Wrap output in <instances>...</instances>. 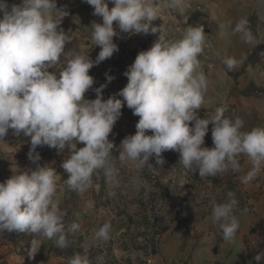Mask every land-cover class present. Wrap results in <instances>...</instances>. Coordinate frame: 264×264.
<instances>
[{
	"label": "clouds",
	"instance_id": "9594fccd",
	"mask_svg": "<svg viewBox=\"0 0 264 264\" xmlns=\"http://www.w3.org/2000/svg\"><path fill=\"white\" fill-rule=\"evenodd\" d=\"M84 2L102 18V23L91 24L92 41L100 51L95 60L73 53L57 72L49 69L60 63L65 44L73 38L59 28L68 12L58 8L56 0H20L11 7L7 0H0V140L9 129L16 136L29 137L28 158L33 163L40 159L37 146L47 145L58 151L67 147L70 154L61 165L68 173L65 184L81 195L92 186L98 170L115 183L116 160L140 170L146 165L153 167L149 163L152 157L156 164L163 165L161 154L169 150L179 153L180 166L198 170L201 177L229 169L240 172V155L251 164L242 183L248 184L264 170V126L243 130L244 121L226 117L225 107H217L208 118L198 115L207 91V78L199 70L205 45L202 26H190L181 38L168 39L162 25L151 24L159 17L156 0H111V8L109 0ZM180 3L166 0L170 9ZM116 27L121 32L160 34L125 71L128 82L117 95L103 99L107 84H102L94 89L95 99H85L84 94L94 84L89 70L118 51L113 42ZM233 31L244 42H254L247 18L239 19ZM223 63L232 70L239 62L227 57ZM106 77L108 82L113 79L107 73ZM125 103L139 120L135 134L122 140L119 155L113 157L114 143L109 134ZM190 122L194 124L190 126ZM210 123L211 148L202 146ZM79 143L84 146L77 148ZM58 180L55 168L37 163L34 169L17 168L0 182V234L17 232L39 237L30 242L29 258L35 256L45 239L54 240L57 247H67L68 234L80 229L76 222L66 223L67 212L57 196ZM236 205L234 194L228 192L227 200L212 208V220L229 243L234 242L239 228L233 214ZM92 206L88 202L87 207ZM111 231V221L105 220L94 237L107 241ZM254 259L262 264L264 253ZM69 264H90V260L86 254L76 253Z\"/></svg>",
	"mask_w": 264,
	"mask_h": 264
},
{
	"label": "rangeland",
	"instance_id": "374dc122",
	"mask_svg": "<svg viewBox=\"0 0 264 264\" xmlns=\"http://www.w3.org/2000/svg\"><path fill=\"white\" fill-rule=\"evenodd\" d=\"M9 7L20 0H7ZM57 7L68 12L59 28L71 35L65 44L60 63L49 71H59L73 53L95 60L100 46L92 41L93 22L102 18L93 14V7L84 0H56ZM109 8L113 5L109 0ZM159 17L151 22L163 26L168 39L181 38L188 27L202 26L205 33L204 52L199 56L200 69L207 78L205 103L198 110L203 118L215 114L217 107H225L228 118L244 121L243 130L264 126V0H181L174 8L166 0H156ZM247 18L255 37L253 43L244 42L234 33L236 22ZM115 27V22H114ZM113 42L118 51L94 65L89 74L94 84L85 99H95V88L107 84L103 99L117 95L126 86L124 75L139 52L149 49L159 37L156 33L121 32ZM227 57L235 58L237 67L229 70L223 63ZM111 75V82L107 81ZM123 99L122 97H118ZM115 123L109 139L114 143L113 157L119 155L122 140L135 134L139 117L126 106ZM194 122H190L192 126ZM205 135L204 147H213L212 124ZM151 134V132H149ZM77 144V148L83 147ZM30 138L16 136L9 129L0 140V182L9 178L17 168L34 169L37 163L55 168L59 180L57 196L66 210V223L76 222L80 229L69 233V244L57 247L54 240H43L39 251L29 258L27 249L33 235L12 232L0 234V264H69L76 254H86L90 264H257L254 257L264 253V170L248 184L243 176L251 168L248 158L237 159L241 171L230 169L215 176H199V172L179 165V153L165 151L161 154L163 165L150 158L147 165L137 170L130 163L116 160V182L107 181L103 170L93 176L92 186L82 195L67 187L68 173L62 162L69 149L62 151L47 145L37 146L38 162L28 158ZM232 192L237 200L233 214L239 228L232 243L225 242L218 223L212 220V208L227 200ZM92 202V207H87ZM110 220V239L99 240L95 231ZM80 249L81 252H77ZM94 254V257H93ZM264 264V262H262Z\"/></svg>",
	"mask_w": 264,
	"mask_h": 264
},
{
	"label": "trees",
	"instance_id": "16d2710c",
	"mask_svg": "<svg viewBox=\"0 0 264 264\" xmlns=\"http://www.w3.org/2000/svg\"><path fill=\"white\" fill-rule=\"evenodd\" d=\"M260 230L261 231H264V219L261 221ZM77 252H81V250L80 249H77ZM93 257H94V254H93Z\"/></svg>",
	"mask_w": 264,
	"mask_h": 264
}]
</instances>
